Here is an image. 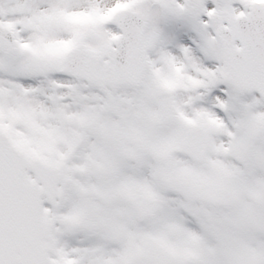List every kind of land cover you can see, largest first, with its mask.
Listing matches in <instances>:
<instances>
[{"label":"snow or ice","instance_id":"obj_1","mask_svg":"<svg viewBox=\"0 0 264 264\" xmlns=\"http://www.w3.org/2000/svg\"><path fill=\"white\" fill-rule=\"evenodd\" d=\"M0 264H264V0H0Z\"/></svg>","mask_w":264,"mask_h":264}]
</instances>
